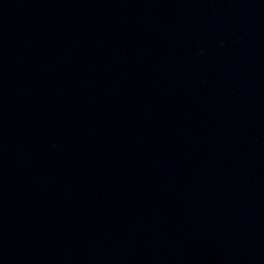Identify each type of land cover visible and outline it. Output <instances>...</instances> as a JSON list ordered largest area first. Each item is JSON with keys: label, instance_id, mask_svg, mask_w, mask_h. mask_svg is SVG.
I'll return each mask as SVG.
<instances>
[{"label": "water", "instance_id": "95a60500", "mask_svg": "<svg viewBox=\"0 0 264 264\" xmlns=\"http://www.w3.org/2000/svg\"><path fill=\"white\" fill-rule=\"evenodd\" d=\"M0 264H264V0H0Z\"/></svg>", "mask_w": 264, "mask_h": 264}]
</instances>
